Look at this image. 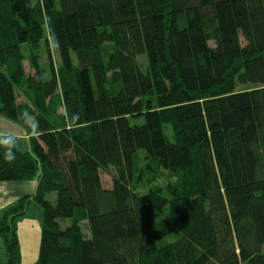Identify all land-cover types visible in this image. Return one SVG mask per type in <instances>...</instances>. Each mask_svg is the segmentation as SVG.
<instances>
[{
  "label": "trees",
  "instance_id": "1",
  "mask_svg": "<svg viewBox=\"0 0 264 264\" xmlns=\"http://www.w3.org/2000/svg\"><path fill=\"white\" fill-rule=\"evenodd\" d=\"M0 116L30 147L0 149V182H36L0 210V264L30 202L33 264H264V0H0ZM138 154L177 176L167 195L135 191Z\"/></svg>",
  "mask_w": 264,
  "mask_h": 264
},
{
  "label": "rangeland",
  "instance_id": "2",
  "mask_svg": "<svg viewBox=\"0 0 264 264\" xmlns=\"http://www.w3.org/2000/svg\"><path fill=\"white\" fill-rule=\"evenodd\" d=\"M108 46V45H107ZM25 56V71L26 74L32 73L30 71V60L28 49L23 50ZM74 59V56H73ZM36 60L38 65L41 67L44 77L49 78L50 76V62L57 74L61 73V64L56 49L55 43L53 41H48V48H46L45 43H42L41 47L36 53ZM139 63H142V57L138 58ZM143 65H141L142 67ZM145 69V66L142 67ZM25 87H20L18 93L19 100L23 98L22 94L26 91ZM248 87H239V89H246ZM170 133V131H168ZM136 181L134 183V189L137 193L142 194L151 188H158L165 190L169 184H174L177 181V176L169 171L160 168L151 157L138 154L136 158ZM101 183L104 188H110L112 185L111 172L101 171ZM15 203V202H14ZM13 203V204H14ZM12 204V205H13ZM42 229V210L34 202H30L25 215L17 221V236L20 246L21 264H33L39 253L40 236ZM85 234L88 235V231L83 228ZM0 257L4 259V251L2 249V242L0 240Z\"/></svg>",
  "mask_w": 264,
  "mask_h": 264
},
{
  "label": "crops",
  "instance_id": "3",
  "mask_svg": "<svg viewBox=\"0 0 264 264\" xmlns=\"http://www.w3.org/2000/svg\"><path fill=\"white\" fill-rule=\"evenodd\" d=\"M0 128L10 129L20 140V148L29 151L28 137L24 129L0 116ZM36 188L35 181L0 182V210H5L24 195H31Z\"/></svg>",
  "mask_w": 264,
  "mask_h": 264
},
{
  "label": "clouds",
  "instance_id": "4",
  "mask_svg": "<svg viewBox=\"0 0 264 264\" xmlns=\"http://www.w3.org/2000/svg\"><path fill=\"white\" fill-rule=\"evenodd\" d=\"M21 119L30 137L39 133V121L31 113L23 112ZM0 149L3 150L5 161L11 163L15 160L17 151L20 150V140L10 129L0 128Z\"/></svg>",
  "mask_w": 264,
  "mask_h": 264
}]
</instances>
